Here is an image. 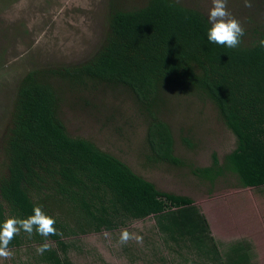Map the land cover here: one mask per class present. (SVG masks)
I'll return each mask as SVG.
<instances>
[{"label": "trees", "instance_id": "obj_1", "mask_svg": "<svg viewBox=\"0 0 264 264\" xmlns=\"http://www.w3.org/2000/svg\"><path fill=\"white\" fill-rule=\"evenodd\" d=\"M121 2L109 0L102 40L87 58L30 68L15 82L2 138L0 224L26 218L40 206L61 234L46 240L21 230L8 246L11 264H75L67 253L80 252V235L147 217L161 243L181 257L179 249H189L199 260L182 257L184 262L250 264L245 244L215 248L205 217L189 197L159 190L92 138L70 132L59 108L67 99L62 84L83 92L85 106L108 109L111 118L120 111L107 107L110 101H128L146 121V161L183 165L172 152L169 125L158 117L167 93L181 94L188 106L193 99L210 104L211 117L230 131L235 145L220 160L211 152L209 164L189 165L190 173L209 184L230 176L234 186L262 187L264 21L244 28L240 46L229 49L207 41L209 26L199 6L179 0H135L128 7ZM45 242L51 249L38 254ZM156 260L163 262L162 256Z\"/></svg>", "mask_w": 264, "mask_h": 264}, {"label": "rangeland", "instance_id": "obj_2", "mask_svg": "<svg viewBox=\"0 0 264 264\" xmlns=\"http://www.w3.org/2000/svg\"><path fill=\"white\" fill-rule=\"evenodd\" d=\"M134 1L122 0L121 5L128 7ZM179 1L199 6L205 14L211 7V0ZM108 3L109 0H0V172L4 162L2 138L15 82L30 68L71 65L87 58L102 40ZM252 3L253 7L248 9L243 0H228L229 11L246 29L264 21V0ZM67 86L61 85L67 99L61 104L59 115L70 132L92 138L159 190L189 197L205 217L215 248L225 250L239 242L248 247L250 264H264V186H234L230 176L209 184L190 173L189 165L209 164L211 152L220 160L235 145L230 131L211 117L214 111L210 104L193 99L188 106L182 102L181 94L167 93L169 98L158 117L169 125L172 152L183 165L149 164L143 141L146 121L128 101H110L107 107L114 104L120 111L111 118L108 109L95 104L85 106L80 100L84 93ZM122 229L142 236L143 242L129 241L122 248L118 242ZM78 238L80 252L70 249L67 253L75 264H158L157 256H162V264H191L182 257L199 261L189 249L180 248L181 257L174 253L176 249L161 243L151 217L129 221L117 230L90 232ZM11 262V257L0 258V264Z\"/></svg>", "mask_w": 264, "mask_h": 264}, {"label": "clouds", "instance_id": "obj_3", "mask_svg": "<svg viewBox=\"0 0 264 264\" xmlns=\"http://www.w3.org/2000/svg\"><path fill=\"white\" fill-rule=\"evenodd\" d=\"M243 6L251 9L252 0H243ZM208 29L206 33L207 41L211 44L225 46L235 49L240 46L245 29L240 20L236 19L228 9V0H211V7L206 13ZM260 46L264 48V40L260 41ZM56 220L48 216L40 206H34L32 214L26 218L9 217L0 224V258L9 259L12 255L9 244L19 235L21 230L31 238L33 233L44 237L46 240L50 236L60 235L55 227ZM137 244L143 242V237L122 229L119 234V244H128L129 241ZM51 249L48 242L42 243L36 249L38 254H43Z\"/></svg>", "mask_w": 264, "mask_h": 264}]
</instances>
